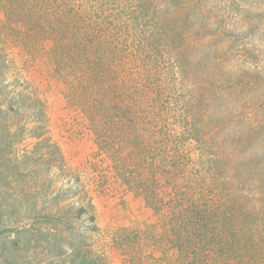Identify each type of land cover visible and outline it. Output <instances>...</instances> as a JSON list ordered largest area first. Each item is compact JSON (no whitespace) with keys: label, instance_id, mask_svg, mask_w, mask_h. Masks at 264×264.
Returning <instances> with one entry per match:
<instances>
[{"label":"trees","instance_id":"obj_1","mask_svg":"<svg viewBox=\"0 0 264 264\" xmlns=\"http://www.w3.org/2000/svg\"><path fill=\"white\" fill-rule=\"evenodd\" d=\"M204 5L207 0H0V34L25 47L46 46L39 56L53 64L65 96L81 108L97 151L158 216L159 231L122 229L115 236L121 248L159 250L149 253L153 264H264L263 124L258 136L247 130L215 143L206 137L216 106L223 119L245 108L252 69L221 67L244 47L235 46L234 32L221 38L219 25L211 41L202 40ZM263 96L252 98L254 107H264ZM83 214L96 229L90 202L78 206L76 216ZM55 262L108 264L90 247L74 245Z\"/></svg>","mask_w":264,"mask_h":264},{"label":"rangeland","instance_id":"obj_2","mask_svg":"<svg viewBox=\"0 0 264 264\" xmlns=\"http://www.w3.org/2000/svg\"><path fill=\"white\" fill-rule=\"evenodd\" d=\"M207 4L204 24L208 30L202 40L213 39L216 25L223 29V39L234 32L235 46L245 50L235 49L221 67L252 69L248 82L255 84L244 90L242 110L223 119L224 112L216 106L206 137L215 143L247 130L258 136L259 126L264 128V107H254L252 98L260 100L264 93V0H207ZM3 20L0 7V32ZM193 39L197 42L200 37ZM0 45L4 54L0 67L4 86L0 94V264H59L55 259L71 245L90 247L108 264H130L129 257L132 264H153L149 253L157 256L159 250L144 245L123 249L115 236L124 228L159 231V224L153 227L158 216L114 176L109 161L97 151L81 108L65 96L53 64L39 56L46 46L30 43L25 47L4 34H0ZM9 105L14 110L4 112ZM88 202L95 216L94 230L86 214L76 216L78 206ZM46 214L51 220L59 216L60 221L44 220Z\"/></svg>","mask_w":264,"mask_h":264}]
</instances>
